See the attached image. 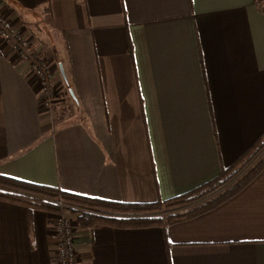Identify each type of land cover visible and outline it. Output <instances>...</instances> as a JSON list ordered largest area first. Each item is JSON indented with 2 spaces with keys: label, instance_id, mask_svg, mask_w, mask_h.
Segmentation results:
<instances>
[{
  "label": "crops",
  "instance_id": "0c3cea01",
  "mask_svg": "<svg viewBox=\"0 0 264 264\" xmlns=\"http://www.w3.org/2000/svg\"><path fill=\"white\" fill-rule=\"evenodd\" d=\"M0 8L24 26L61 89L46 110L36 80L0 40V175L153 203L206 184L264 137V0H0ZM260 148L223 187L170 211L181 219L76 221L77 264H264ZM54 214L0 200V264H55Z\"/></svg>",
  "mask_w": 264,
  "mask_h": 264
},
{
  "label": "trees",
  "instance_id": "16d2710c",
  "mask_svg": "<svg viewBox=\"0 0 264 264\" xmlns=\"http://www.w3.org/2000/svg\"><path fill=\"white\" fill-rule=\"evenodd\" d=\"M63 81L69 88L66 76H64ZM263 140L264 137L258 138L251 148L241 154L230 167L223 169L214 179L188 193L167 200H157L153 203H116L78 196L62 191L57 187L34 184L3 175H0V200L22 205L28 210L41 209L53 213L59 211L55 203L56 200L81 206L88 209L77 218L78 224L82 227H91L95 224L135 227L156 225L163 222L170 223L187 216V214L171 213V210L193 203L213 193L238 175L260 151V147L264 143ZM241 178L226 188L222 194H229L239 187L243 181ZM217 199L213 201L215 202ZM101 212L135 216L113 217L103 215Z\"/></svg>",
  "mask_w": 264,
  "mask_h": 264
},
{
  "label": "built area",
  "instance_id": "2783aa9c",
  "mask_svg": "<svg viewBox=\"0 0 264 264\" xmlns=\"http://www.w3.org/2000/svg\"><path fill=\"white\" fill-rule=\"evenodd\" d=\"M0 40L9 46L25 65L27 74L36 80L42 105L46 110H51L61 90L55 72L46 57L34 46L29 34L25 33L24 26L14 24L1 8ZM55 203L59 208L52 221L56 240L55 264H77L75 225L68 212L69 207L75 209L77 206L62 200H56ZM78 210L87 211L88 209L78 208Z\"/></svg>",
  "mask_w": 264,
  "mask_h": 264
},
{
  "label": "rangeland",
  "instance_id": "374dc122",
  "mask_svg": "<svg viewBox=\"0 0 264 264\" xmlns=\"http://www.w3.org/2000/svg\"><path fill=\"white\" fill-rule=\"evenodd\" d=\"M2 11H3V10H2ZM16 25H17V24H16ZM54 104H55V100H54V102H53V104H52L51 109L54 108ZM49 111H50V109H49ZM72 206H74V205H72ZM68 207H69V206H68ZM68 207H67V208H68ZM79 208L86 209V208H83V207H81V206H80ZM69 209H70V207L68 208V212H70L71 210L74 211V212H72V211L70 212V214H69L70 216H71L72 213H76V214H73V216H74L75 218H73V217L71 216L72 220L74 221V225L76 226L77 218L80 216V214H81L83 211L79 210L80 212H77V210H75V209H73V208H71L70 211H69Z\"/></svg>",
  "mask_w": 264,
  "mask_h": 264
},
{
  "label": "water",
  "instance_id": "95a60500",
  "mask_svg": "<svg viewBox=\"0 0 264 264\" xmlns=\"http://www.w3.org/2000/svg\"><path fill=\"white\" fill-rule=\"evenodd\" d=\"M61 73L63 74L62 70H61ZM71 92V91H70Z\"/></svg>",
  "mask_w": 264,
  "mask_h": 264
}]
</instances>
